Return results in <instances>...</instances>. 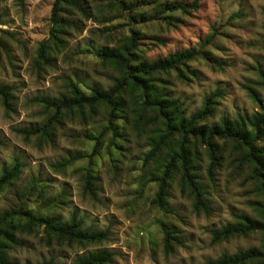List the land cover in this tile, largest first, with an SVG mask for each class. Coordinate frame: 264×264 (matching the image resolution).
<instances>
[{
  "label": "rangeland",
  "instance_id": "374dc122",
  "mask_svg": "<svg viewBox=\"0 0 264 264\" xmlns=\"http://www.w3.org/2000/svg\"><path fill=\"white\" fill-rule=\"evenodd\" d=\"M73 1L61 7L56 41L55 0H0V84L12 94L9 107L0 98V175L16 161L21 164L18 177L0 190V215L19 211L21 218L8 247L9 264H75L101 251L112 254L109 264H204L260 249L263 236L257 232L212 241L215 229L243 216L260 218L263 198L232 141L218 139L213 151L199 147L189 158L209 212L196 209L191 190L182 189L180 164L159 205V178L171 147L151 154L152 131L160 126L152 111L125 93L111 124L104 105L59 111L46 99L71 97L74 86L87 93L110 89L119 75L97 52L134 36L140 61L188 49L204 52L155 75L157 86L179 101L186 116L200 111L213 94L219 97L207 123L251 115L264 103V0ZM174 4L184 8L172 9ZM49 123V135L30 132ZM88 174L94 192L85 188ZM25 212L59 223L76 218L107 239L70 243L45 225H26ZM162 223L181 241H171V251Z\"/></svg>",
  "mask_w": 264,
  "mask_h": 264
},
{
  "label": "trees",
  "instance_id": "16d2710c",
  "mask_svg": "<svg viewBox=\"0 0 264 264\" xmlns=\"http://www.w3.org/2000/svg\"><path fill=\"white\" fill-rule=\"evenodd\" d=\"M123 3L124 0H118ZM65 3H73V0H55L52 11V38L60 41L58 36L61 20L59 12ZM183 4H174L172 9H183ZM136 37L132 36L124 44L109 48L102 47L98 56L118 73L114 85L108 89L90 88L85 90L74 86L71 97L62 96L58 99H46L56 109L61 111L78 109L80 112L85 107L93 111L96 105L101 104L109 109V121L116 115L118 107L126 102L120 95L129 94L137 105L153 112L154 117L160 120V126L152 131L150 146L151 154L157 157L164 145H170L171 151L167 155L166 164L162 170L163 174L159 178V192L155 200L159 205L166 201L168 181L176 168L181 165L183 171L182 189H190L195 197V208L203 209L207 212L211 207L203 199L201 186L192 179L190 157L198 152L199 147H208L214 150V141L230 140L238 150L242 152L241 159L251 168V178L257 183V189L263 200L259 203V219H251L243 216L234 223H229L220 229L212 232V241L220 243L228 241L234 237L248 236L252 233H261L263 244L260 249H250L240 251L235 255H223L217 260H209L204 264H264V147L260 143L264 140V103L260 104L259 111L251 115H237L235 118L222 117L216 123L209 122L214 106L217 103V94L206 98L202 109L190 116H186V111L178 100L171 99L164 89L157 86L155 75L161 72L176 70L187 62L204 54L202 50L188 49L184 52H177L167 58L154 62L140 61L136 52ZM46 44L44 42L39 50L40 57H45ZM264 85V72H262ZM11 88L0 84V98L9 107L12 94ZM51 123L43 127L30 129L31 133L42 136L49 135ZM67 163H69L67 161ZM65 164V163H64ZM63 164V165H64ZM66 165V164H65ZM21 171V164L16 161L10 168H5L0 175V190L7 187L15 180ZM85 188L94 192L90 174L85 177ZM26 225H45L46 229L53 235L61 239H66L70 243L80 245L86 243H99L107 239L106 233L95 232L92 229H85L82 223L76 218L70 222L59 223L55 219H50L36 214L26 213ZM21 227L20 212L4 213L0 215V264H9L8 247L15 243L16 231ZM165 234V247L167 251L172 250L171 241L178 240L172 230L162 223ZM112 254L107 251L94 252L80 257L75 264H109ZM51 264V263H43Z\"/></svg>",
  "mask_w": 264,
  "mask_h": 264
}]
</instances>
